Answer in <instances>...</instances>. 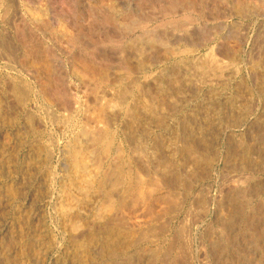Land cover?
I'll list each match as a JSON object with an SVG mask.
<instances>
[{"label":"rangeland","instance_id":"obj_1","mask_svg":"<svg viewBox=\"0 0 264 264\" xmlns=\"http://www.w3.org/2000/svg\"><path fill=\"white\" fill-rule=\"evenodd\" d=\"M74 1L0 0V264H153L177 235L247 264L219 221L264 205V0Z\"/></svg>","mask_w":264,"mask_h":264},{"label":"bare ground","instance_id":"obj_2","mask_svg":"<svg viewBox=\"0 0 264 264\" xmlns=\"http://www.w3.org/2000/svg\"><path fill=\"white\" fill-rule=\"evenodd\" d=\"M62 2L63 1H65V0H61ZM67 1V0H66ZM69 1H71V0H69ZM25 2V1H24ZM27 2V1H26ZM74 2H76L75 4H78V3H80L81 4V1L80 0H76V1H74ZM74 2H68L69 3V7L70 8H72V4L74 3ZM138 2V1H137ZM140 2V1H139ZM53 3V2H52ZM67 3V4H68ZM103 3V2H102ZM142 3V2H141ZM154 3V2H153ZM186 4V3H185ZM214 4H216V3H214ZM31 5V4H30ZM34 5V4H33ZM89 5V4H88ZM110 5V4H109ZM144 5V4H143ZM142 5V6H143ZM212 5H213V3H212ZM87 6V5H86ZM92 6V5H91ZM96 6V5H95ZM146 6V5H145ZM155 6V5H154ZM52 7V6H51ZM166 7V6H165ZM171 8V7H170ZM106 9V8H105ZM108 9V8H107ZM200 9V8H199ZM16 10V9H15ZM34 10L35 11H37L35 8H34ZM33 10V11H34ZM54 10H55V8H54ZM57 10H59V9H57ZM93 10V9H92ZM125 10V9H124ZM168 10H169V7H168ZM255 10V9H254ZM29 11V10H28ZM94 11V10H93ZM98 11V10H97ZM170 11H171V9H170ZM95 12V11H94ZM131 12V11H130ZM92 13V12H91ZM112 13V12H111ZM119 13V12H118ZM173 13V12H172ZM205 13V12H204ZM3 14V13H2ZM43 14V13H42ZM71 14H73V13H71ZM85 14V13H84ZM203 15V14H202ZM47 16V15H46ZM52 16V15H51ZM58 16H60V15H58ZM70 16V15H69ZM150 16V15H149ZM171 16H173V15H171ZM207 16V15H206ZM93 17V16H92ZM106 17V16H105ZM119 17V16H118ZM134 17V16H133ZM155 17H157V16H155ZM162 17V16H161ZM160 17V18H161ZM187 17V16H186ZM185 17V18H186ZM193 17V16H192ZM242 17V16H241ZM57 19V18H56ZM107 19V18H106ZM105 19V20H106ZM132 19V18H131ZM146 19V18H145ZM77 20V19H76ZM83 20H85V19H83ZM112 20V19H111ZM129 20V19H128ZM133 20V19H132ZM169 20V19H168ZM39 21V20H38ZM80 21V20H79ZM172 21V20H171ZM108 22V21H107ZM118 22V21H117ZM120 22V21H119ZM122 22V21H121ZM168 22V21H167ZM170 22V21H169ZM39 23V22H38ZM63 23V22H62ZM113 23H114V21H113ZM165 23V22H164ZM52 24V23H51ZM139 24V23H138ZM157 24V23H156ZM161 24V23H160ZM173 25H174V27H178L179 25H178V22L176 21L175 23L173 22L172 23ZM7 25V24H6ZM48 25H50V24H48ZM62 25V24H61ZM88 25V24H87ZM125 25V24H124ZM132 25V24H131ZM143 25V24H142ZM146 25V24H145ZM169 25V24H168ZM57 26V25H56ZM69 26H70V24H69ZM72 26V25H71ZM96 26H97V24H96ZM116 26V25H115ZM144 26V25H143ZM169 26H172V25H169ZM168 26V27H169ZM26 27V26H25ZM29 27V26H28ZM51 27V26H50ZM59 27V26H58ZM57 27V28H58ZM64 27V26H63ZM84 27V26H83ZM87 27V26H86ZM102 27V26H101ZM165 27V26H164ZM182 28H183V26H181ZM69 28V27H68ZM99 28V27H98ZM140 28H142V27H140ZM153 28V27H152ZM181 28V29H182ZM187 28V27H186ZM22 29V28H21ZM28 29V28H27ZM49 29V28H48ZM90 29V28H89ZM97 29V28H96ZM107 29V28H106ZM114 29V28H113ZM133 29V28H132ZM131 29V30H132ZM170 29V28H169ZM173 29V28H172ZM92 30V29H91ZM109 30V29H108ZM194 30H195V28H194ZM28 31H30V30H28ZM38 31V30H37ZM46 31V30H45ZM82 31V30H81ZM112 31V30H111ZM126 31H128V30H126ZM125 31V32H126ZM186 31V30H185ZM19 32V31H18ZM34 32V31H33ZM39 32V31H38ZM159 32H161V30L159 31ZM215 32V30L213 31V33ZM98 33V32H97ZM103 33V32H102ZM152 33V32H151ZM169 33V32H168ZM195 33V32H194ZM212 33V32H211ZM212 33V34H213ZM18 34H20V33H18ZM34 34V33H33ZM66 34V33H65ZM92 34V33H91ZM159 34V33H158ZM165 34V33H164ZM169 34H172V33H169ZM196 34V33H195ZM215 34V33H214ZM21 35V34H20ZM46 35V34H45ZM104 35V34H103ZM146 35H147V33H146ZM174 35V34H173ZM185 35H186V33H185ZM90 36V35H89ZM143 36V35H142ZM91 37V36H90ZM96 37V36H95ZM117 37V36H116ZM46 38V37H45ZM76 37H74L73 38V40L75 39ZM98 38V37H97ZM112 38H113V36H112ZM127 38V37H126ZM154 38H157V37H154ZM164 38V37H163ZM166 38V37H165ZM168 38V37H167ZM31 39V38H30ZM35 39V38H34ZM71 39V38H70ZM77 39V38H76ZM101 39V38H100ZM106 40H107V38H105ZM137 39V38H136ZM140 39V38H139ZM187 39H189V37L187 38ZM21 40V39H20ZM37 40V39H36ZM51 40V39H50ZM56 40V39H55ZM104 40V39H103ZM124 40V39H123ZM131 40V39H130ZM157 41H158V39H156ZM160 40V39H159ZM167 40V39H166ZM258 40V39H257ZM24 41V40H23ZM31 41V40H30ZM45 41V40H44ZM86 41V40H85ZM90 41V40H89ZM105 41V40H104ZM107 41H109V38H108V40ZM129 41V40H128ZM131 41H133V40H131ZM140 41V40H139ZM164 41V40H163ZM172 41V40H171ZM176 42H177V40H175ZM187 41V40H186ZM190 41V40H189ZM75 42H77V40L75 41ZM91 42V41H90ZM93 42V41H92ZM153 42V41H152ZM159 42V41H158ZM195 42V41H194ZM22 43V42H21ZM56 43V42H55ZM66 43V42H65ZM103 43V42H102ZM105 43V42H104ZM107 43V42H106ZM118 43V42H117ZM120 43V42H119ZM138 43V42H137ZM143 43V42H142ZM161 45H162V43H161V41L159 42ZM196 43V42H195ZM84 44V43H83ZM96 44V43H95ZM108 44H110V43H107V45ZM121 44V43H120ZM178 44V43H177ZM199 44V43H198ZM92 45H93V43H92ZM116 45V44H115ZM143 45V44H142ZM157 45H158V43H157ZM160 45V46H161ZM172 45V44H171ZM41 46V45H40ZM84 46V45H83ZM200 46V45H199ZM226 46V45H225ZM240 46V45H239ZM47 47V46H46ZM70 47V46H69ZM88 47V46H87ZM92 47V46H91ZM97 48V47H96ZM99 48V47H98ZM100 48H101V46H100ZM16 49V48H15ZM41 49V48H40ZM49 49V48H48ZM92 49V48H91ZM102 49H103V47H102ZM101 49V50H102ZM141 49V48H140ZM154 49V48H153ZM165 49V48H164ZM36 50H38V48L36 49ZM35 50V51H36ZM47 50V49H46ZM93 50V49H92ZM97 50V49H96ZM95 50V51H96ZM100 50V49H99ZM151 50V49H150ZM161 50V49H160ZM166 50V49H165ZM168 50V49H167ZM138 51V50H137ZM159 51V50H158ZM94 52V51H93ZM116 52V51H115ZM114 52V53H115ZM155 52V51H154ZM0 53H1V51H0ZM7 53V52H6ZM62 53V52H61ZM83 53V52H82ZM96 53V52H95ZM94 53V54H95ZM143 53V52H142ZM149 53V52H148ZM176 53V52H175ZM228 53V52H227ZM2 54V53H1ZM49 54V53H48ZM97 54H100V53H97ZM103 53H101V55H102ZM123 54V53H122ZM144 54H146V53H144ZM157 54V53H156ZM31 55V54H30ZM141 55V54H140ZM151 55H153V54H151ZM84 56V55H83ZM106 56V55H105ZM108 56V55H107ZM120 56V55H119ZM148 56V55H147ZM159 56V55H158ZM50 57V56H49ZM151 58H152V56H150ZM154 57V56H153ZM67 58V57H66ZM210 58V57H209ZM10 59V58H9ZM101 60V59H100ZM154 60H155V58H154ZM211 60V59H210ZM12 61V60H11ZM51 61V60H50ZM61 61V60H60ZM103 61V60H102ZM100 62V61H99ZM104 62V61H103ZM220 62V61H219ZM222 62V61H221ZM106 63V62H105ZM104 63V64H105ZM87 64H89V63H87ZM104 64H100V65H104ZM94 65H96V62L94 63ZM98 66H99V64H97ZM52 66V65H51ZM58 66V65H57ZM105 66V65H104ZM117 66V65H116ZM53 67H55V66H53ZM97 67V66H96ZM102 68V67H101ZM122 68V67H121ZM104 69V68H103ZM132 69V68H131ZM123 70V69H122ZM133 70V69H132ZM218 70V69H217ZM119 71V70H118ZM54 72V71H53ZM128 72V71H127ZM56 73V72H55ZM58 73V72H57ZM50 76V75H49ZM52 76V75H51ZM165 80V79H164ZM58 81V80H57ZM67 88V87H66ZM55 90V89H54ZM56 93H57V91H56ZM151 93V92H150ZM153 93V92H152ZM160 93V92H159ZM262 93V92H261ZM61 94V93H60ZM155 94V93H154ZM161 95V94H160ZM56 97H58V95H55ZM61 95H59V97H60ZM154 96V95H153ZM153 96H151V97H153ZM154 98V97H153ZM3 107V106H2ZM205 108V107H204ZM62 110V109H61ZM64 110V109H63ZM206 111V110H205ZM249 112V111H248ZM162 123V122H161ZM232 123V122H231ZM230 123V124H231ZM234 124V123H233ZM162 125V124H161ZM228 125V124H227ZM263 136V135H262ZM193 137V136H192ZM260 141V140H259ZM207 143V142H206ZM238 145V144H237ZM250 149V148H249ZM238 154V153H237ZM226 155H227V153H226ZM212 157V156H211ZM254 157H255V155H254ZM202 159V158H201ZM205 159V158H204ZM244 159V158H243ZM251 159V158H250ZM161 160V159H160ZM210 161V160H209ZM195 162V161H194ZM205 162V161H204ZM169 165V164H168ZM203 165V164H202ZM237 165V164H236ZM246 165V164H245ZM137 166V165H136ZM254 166V165H253ZM225 169V168H224ZM242 170V169H241ZM259 170V169H258ZM113 172V171H112ZM88 173V172H87ZM118 173V172H117ZM203 174V173H202ZM122 178V177H121ZM155 178V177H154ZM162 178H163V176H162ZM166 178V177H165ZM164 178V179H165ZM118 179V178H117ZM104 180V179H103ZM106 180V179H105ZM158 180V179H157ZM179 180V179H178ZM184 181V180H183ZM171 182V181H170ZM179 183V182H178ZM161 184V183H160ZM107 185V184H106ZM117 186V185H116ZM129 186V185H128ZM153 186V185H152ZM175 186V185H174ZM177 186H179V185H177ZM183 186V185H182ZM170 187V186H169ZM187 187V186H186ZM185 187V188H186ZM245 187V186H244ZM251 187V186H250ZM183 188V187H182ZM256 188H258V187H252V190L253 191H257V193H258V189H256ZM149 189V188H148ZM190 189V188H189ZM248 189V188H247ZM150 190V189H149ZM242 190V189H241ZM246 190V189H245ZM243 191V190H242ZM116 192V191H115ZM237 192V191H236ZM190 193V192H189ZM242 193V192H241ZM231 194H233V192L231 193ZM230 194V195H231ZM242 194H244V193H242ZM250 194V193H249ZM256 194V193H255ZM172 194H171V198H172ZM178 196V195H177ZM248 196V195H247ZM250 196V195H249ZM169 197V198H170ZM174 197V196H173ZM170 198V199H171ZM130 199V198H129ZM133 199V198H132ZM131 199V200H132ZM175 199V198H174ZM180 199V198H179ZM247 199H249V198H247ZM147 200V199H146ZM166 200V199H165ZM252 201V200H251ZM73 202V201H72ZM129 202V201H128ZM182 202V201H181ZM209 202V201H208ZM137 203V202H136ZM160 204V203H159ZM129 205V204H128ZM216 205H218V204H216ZM70 206V205H69ZM169 205H166V207H168ZM220 206V205H219ZM228 206H230L231 208L230 209H233V211H232V213L233 214H235V215H237L238 216V220L240 221L239 223H240V225H239V228L238 229H236L233 225H229V219H221L219 222H220V224H225L224 226H226L227 224H228V228H227V226H226V230H228V233H230V234H233L234 236H237V233H239L238 235H242L243 236V239H242V242H241V247H239L240 246V244H238L237 246H235L234 248H232L231 249V253L235 256V257H238V259L240 260V259H242V257H244L246 260H247V264H264V205H259V204H255V205H253V206H249L248 204H247V202L246 201H244L243 200V198H242V195L241 194H238V195H231V197L228 199ZM73 207V206H72ZM71 207V208H72ZM123 207V206H122ZM134 207V206H133ZM163 207V206H162ZM180 207V206H179ZM118 208V207H117ZM120 208V207H119ZM128 208V207H127ZM159 208V207H158ZM164 208H165V206H164ZM163 208V209H164ZM228 208V207H227ZM250 208V209H249ZM147 209V208H146ZM157 209V208H156ZM155 209V210H156ZM248 209H249V211H248ZM167 210H168V208H167ZM144 211V210H143ZM253 212L252 213V216H250V212ZM131 212H132V210H131ZM248 212H249V214H248ZM158 213H160V212H158ZM231 213V212H230ZM81 214V213H80ZM97 214V213H96ZM133 214V213H132ZM144 214H146L147 215V213H144ZM153 214V213H152ZM155 215H157V213L155 214ZM231 215V214H230ZM104 216V215H103ZM144 216V215H143ZM225 217V216H224ZM230 217V216H229ZM116 218V217H115ZM128 218V217H127ZM156 218V217H155ZM228 218V217H227ZM231 218H233L232 216H231ZM98 219V218H97ZM129 219V218H128ZM99 220V219H98ZM157 220V219H156ZM232 220V219H231ZM86 221V220H85ZM163 221V220H162ZM116 222V221H115ZM122 222V221H121ZM222 222V223H221ZM110 224V223H109ZM113 224V223H112ZM117 224H119V223H117ZM159 224V223H158ZM167 224V223H166ZM75 225V224H74ZM222 225V226H223ZM71 226V225H70ZM79 226V225H78ZM163 226H165V225H163ZM76 227V226H75ZM74 227V228H75ZM73 228V229H74ZM77 228V227H76ZM180 228V227H179ZM124 229V228H123ZM126 229V228H125ZM128 229V228H127ZM111 230V229H110ZM159 230V229H158ZM97 231V230H96ZM151 231V230H150ZM136 232V231H135ZM142 232H145L144 230L142 231ZM152 232H154V231H152ZM92 233V232H91ZM96 233V232H95ZM134 233V232H133ZM211 233V232H210ZM108 234V233H107ZM131 234V233H130ZM148 234V233H147ZM176 234V233H175ZM87 235V234H86ZM105 235V234H104ZM209 236H210V234H208ZM103 236V235H102ZM126 236V235H125ZM132 236V235H131ZM147 236H149V235H147ZM176 236V235H175ZM179 236L180 235H177V238L175 239H173V240H175V241H173L172 242V244H174V243H177V248H179L180 247V251H182L183 250V246H182V244L178 241V240H183V239H179ZM208 236V237H209ZM106 237V236H105ZM117 237V236H116ZM139 237V236H138ZM159 237V236H158ZM231 237V236H230ZM240 237V236H239ZM152 238V237H151ZM157 238V237H156ZM182 238V237H181ZM96 239V238H95ZM155 239V238H154ZM239 239V238H238ZM138 240H142V239H138ZM152 240V239H151ZM209 240V239H208ZM218 240V239H217ZM220 240V239H219ZM113 241V240H112ZM116 241V240H115ZM228 241V240H227ZM235 241V240H234ZM123 242V241H122ZM184 242V241H183ZM222 242V241H221ZM221 242H219V243H216V244H214L213 245V248H212V252L215 254V256L214 257H216V259H217V264H228V258H230V257H228V254L226 255L227 257L224 259L223 258V255H224V253L225 252H227L226 250V248L222 245V243ZM124 243V242H123ZM133 243V242H132ZM131 243V244H132ZM139 243V242H138ZM150 243V242H149ZM171 244V246H170V250L169 251H167L168 252V255H170V253H171V251L173 250V248L175 247V246H173ZM188 245V244H187ZM189 246V245H188ZM71 247V246H70ZM86 247V246H85ZM110 247V246H109ZM165 247V246H164ZM169 247V246H168ZM126 248V247H125ZM117 249V248H116ZM119 249V248H118ZM158 249V248H157ZM157 249H156V251H157ZM246 250V252L244 251V250ZM88 250V249H87ZM86 250V251H87ZM92 250V249H91ZM165 250V249H164ZM168 250V249H167ZM187 250V249H186ZM248 250L249 251H252L253 253H251V254H256L257 256H258V260L256 261L255 259H254V257H252L251 255H248ZM145 251H146V249H145ZM155 251V250H154ZM190 251V250H189ZM211 251V250H210ZM130 252V251H129ZM184 252V251H183ZM99 253V252H98ZM166 253V252H165ZM180 253V252H179ZM145 254V253H144ZM137 255V254H136ZM162 255H164V253H159V252H156V253H152V256L151 255H148V253L145 255V259L146 260H150V261H153V264L154 263H157L158 261H161V259L162 260H164V258L162 257ZM168 255H167V253L164 255V257L165 258H167V259H171V262H168L167 260H166V263L165 264H187L186 262H184L183 260H179V259H177L176 257H175V254H174V256H172V257H168ZM184 255V254H183ZM66 257V256H65ZM71 257V256H70ZM133 257V256H132ZM15 258V257H14ZM18 258V257H17ZM76 258V257H75ZM181 258H182V256H181ZM120 259V258H119ZM235 259V258H234ZM260 259H263V261L262 262H258V261H260ZM121 260V259H120ZM138 260H139V258H138ZM115 261V260H114ZM117 261V260H116ZM123 261V260H122ZM15 262V261H14ZM119 262V261H118ZM125 262V261H124ZM233 263H236L235 261H232ZM87 263V262H86ZM116 263V262H115ZM136 262H135V260L134 259H130V260H127V262L125 263V264H135ZM142 263V262H141ZM239 262H237V264H238ZM243 263V262H242ZM122 264V263H121ZM143 264V263H142ZM161 264H163V263H161Z\"/></svg>","mask_w":264,"mask_h":264}]
</instances>
